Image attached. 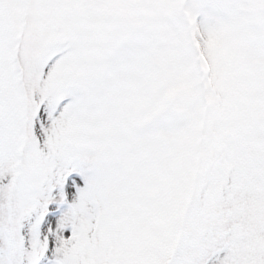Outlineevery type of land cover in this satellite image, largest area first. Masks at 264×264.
Returning a JSON list of instances; mask_svg holds the SVG:
<instances>
[{
  "label": "snow or ice",
  "instance_id": "6c2138e0",
  "mask_svg": "<svg viewBox=\"0 0 264 264\" xmlns=\"http://www.w3.org/2000/svg\"><path fill=\"white\" fill-rule=\"evenodd\" d=\"M0 264H264V0H0Z\"/></svg>",
  "mask_w": 264,
  "mask_h": 264
}]
</instances>
